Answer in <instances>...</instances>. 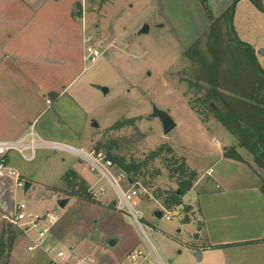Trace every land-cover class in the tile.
<instances>
[{
  "label": "rangeland",
  "instance_id": "obj_1",
  "mask_svg": "<svg viewBox=\"0 0 264 264\" xmlns=\"http://www.w3.org/2000/svg\"><path fill=\"white\" fill-rule=\"evenodd\" d=\"M261 2L264 6V0ZM232 3V0H81L79 8L74 6L72 10L77 17H72L83 24L86 38L90 37L84 48H96L102 55L94 63L84 55L76 71L82 70L81 73L64 92L65 97L55 101L40 122L45 127L52 118L62 133H75L80 142L77 147L87 152L99 151L98 143L114 140L121 156L141 161L159 146H169L174 155L168 157L185 160L201 177L197 187L184 196L180 207L185 215L180 218L170 222L154 218L153 211L158 206L153 202L138 207L143 213L144 231L166 264H199L187 255L196 225L192 213L195 192L203 187L222 189L230 183L229 175L237 170V166L225 161L214 164L220 149L228 146L238 150L237 139L218 119L225 117L229 124L233 121L228 116L231 98L238 99L245 108L257 99L260 104V94L264 93V79L256 73L246 50L233 40L254 49L256 63L264 71V13L250 0H239L232 21L236 38L232 39L223 23L211 27ZM144 25L148 26V33L139 34ZM212 63L214 70L209 72ZM18 87L20 92L22 83H0V95L6 90L11 104ZM102 88L108 92L104 94ZM212 90L225 97L213 98L215 110L208 107ZM152 103L168 111L176 123V128L166 136L159 121L150 117ZM18 114L11 106L0 110V138L15 129L16 123L11 127L9 124L19 122ZM120 121H129V125L110 131ZM93 122L98 128L92 126ZM47 128L45 134H39L34 126L41 140L59 141L65 137ZM239 151L249 160L251 168L257 170L254 161H250L252 155L244 149ZM36 158L28 163L16 153L8 155L10 165L30 187L27 191L12 187L11 200L5 196L4 201L12 206L25 202L31 211L56 215L52 242L65 252L69 264H78L80 256L93 257L95 264H126L134 249L148 248L142 232L129 224L126 215L116 207L112 188L98 178L99 174L90 173L98 185L92 188L88 184L82 193L80 179L68 181L67 173L73 167L89 171L84 162L51 149L38 150ZM209 168L213 172L210 177L206 175ZM157 170L159 176L152 179L151 174ZM145 173L142 180L154 190L162 193L177 188L159 161L151 163ZM99 188L105 193L101 194ZM159 198L163 200L164 196ZM59 200H68L64 209L58 208ZM185 216L189 219L187 223L181 222ZM7 226L0 221V236ZM16 234L17 247L11 264H48L40 252L28 253L25 246L28 238Z\"/></svg>",
  "mask_w": 264,
  "mask_h": 264
},
{
  "label": "crops",
  "instance_id": "obj_2",
  "mask_svg": "<svg viewBox=\"0 0 264 264\" xmlns=\"http://www.w3.org/2000/svg\"><path fill=\"white\" fill-rule=\"evenodd\" d=\"M80 2L0 0V83L15 81L23 85L20 92L17 88V95L11 104L6 90L4 95H0L1 111L9 106L19 111V122L14 120L9 124L11 127L16 123L15 129L0 138V141L20 139L31 126H35L39 134H45L48 126V130H57L61 137L65 136L59 141L54 139L50 142L73 147L80 143L75 133H62L52 118L47 120L46 128L40 126L50 107L65 97L64 92L82 71L76 73L79 63L83 61L86 35L83 24L81 26L72 17L74 6ZM74 66L77 67L75 71ZM46 101H50L49 105ZM237 146L238 150L228 146L220 149L214 163L216 165L225 161L237 166L236 172L228 177L230 183L222 189L203 187L195 192L194 208L191 206L196 225L187 251L194 263L193 253L200 252L199 264H264V196L261 192L264 170L255 162L257 170L251 168L249 160L239 151L244 148L239 147V144ZM229 148H234L242 161L226 159L223 153ZM252 160L253 156L250 158ZM75 168L67 173V179L71 176L70 180L80 179V183L85 182L86 186L93 185L95 178L90 171ZM211 168L206 171V175ZM200 179L192 189L197 187ZM6 196L11 200L10 194ZM0 205H4V208L0 206V221H5L4 215L6 210L11 209L12 203L5 202L3 198ZM188 221L186 216L181 219L183 223ZM16 247L13 246L10 253L9 264Z\"/></svg>",
  "mask_w": 264,
  "mask_h": 264
},
{
  "label": "built area",
  "instance_id": "obj_3",
  "mask_svg": "<svg viewBox=\"0 0 264 264\" xmlns=\"http://www.w3.org/2000/svg\"><path fill=\"white\" fill-rule=\"evenodd\" d=\"M90 37L85 36V42H89ZM84 55L91 63L102 55V51L93 47H85ZM50 101H46L49 104ZM40 149H51L66 152L84 162L89 171L100 180H105L115 194V205L126 215L127 221L142 232L148 248H136L129 255L126 264H166L156 251L148 235L145 233L141 220L143 213L138 209L141 203H155L162 212V219L172 221L184 215L180 206H165L163 200L158 198L156 191L142 180H132L125 172L119 170L117 166L103 152L90 150L84 151L82 148L64 145L57 142L41 140L39 135L31 126L26 134L14 141H0V201L9 194V190L14 188H24L25 181L22 176L10 165L8 155L16 153L25 162H33L36 152ZM212 170L207 172L211 175ZM124 183V184H123ZM98 182L92 185L96 187ZM100 189V188H99ZM99 192V191H98ZM100 193L105 191L101 188ZM154 210V211H155ZM153 211V212H154ZM6 224L28 238L27 252H40L48 259V264H69V259L61 248L56 247L52 242V228L57 222V216L51 212L38 213L31 211L25 202L11 206L4 215ZM78 264H95L91 256H80L77 258Z\"/></svg>",
  "mask_w": 264,
  "mask_h": 264
},
{
  "label": "trees",
  "instance_id": "obj_4",
  "mask_svg": "<svg viewBox=\"0 0 264 264\" xmlns=\"http://www.w3.org/2000/svg\"><path fill=\"white\" fill-rule=\"evenodd\" d=\"M232 1L233 3L230 5V7L226 9L218 18H216L215 21H213L211 27L213 28V26L215 27L219 23H223L233 39L236 38L232 24L234 7L239 0ZM250 2L256 9L264 13V6L262 5L261 0H250ZM75 6L79 8L78 3ZM72 16L74 18L77 17V15L74 14H72ZM233 40H235V43L239 48L246 50L248 53V59L250 60V63L254 67L256 73H259L260 77L264 79V71L257 65L253 49L244 43L237 42V39ZM212 70H214L213 63L209 66V72ZM211 92L212 95L208 96V103H212L213 98L222 95L215 90H212ZM222 97L225 98L223 95ZM251 99L253 98L251 97ZM231 102L232 103L230 105L232 107L228 112V116L232 117L233 121L230 124L226 123L225 117L220 116L218 119L220 121L219 123L235 136L239 147L246 149L253 156L255 164L264 170V93L260 94V104L257 99L256 103L255 101H250V105L243 108L244 106L241 105L242 102L238 101V99L231 98ZM209 105L208 107L211 109ZM235 108L244 110L239 111V109ZM242 119H247L252 124H245L243 123ZM128 123L129 121L116 122L110 131L128 126ZM96 147L99 151H104L106 156L117 166V168L125 172V174L132 180H142L144 177H146L145 170L149 167V165L155 161H159L168 171V179L173 181L177 188L181 191L180 197L175 196L172 193L173 191L162 193L158 190L156 191V193H158V198L162 195L164 196L163 202L167 207L181 206L182 199L192 189L194 183L198 180L197 173L188 167L184 160L176 157H168L170 155L173 156L174 152L172 148L166 145L159 146L156 150L145 156V159L141 161L133 160L132 158L127 159L125 156H121V154L117 152L119 149L118 143L114 140H109L105 144L98 143ZM115 150L117 153H114ZM223 155L226 159L242 161V158L238 155L234 148L225 149ZM159 174L160 172L157 170L152 173L150 177L153 179L159 176ZM70 178L72 177L69 176L68 181H71ZM80 185H82L81 191L83 193L87 186L85 182H81ZM261 192L264 196V180L262 181ZM16 235V232L10 226H7L6 230L2 231L0 236V264L8 263Z\"/></svg>",
  "mask_w": 264,
  "mask_h": 264
},
{
  "label": "water",
  "instance_id": "obj_5",
  "mask_svg": "<svg viewBox=\"0 0 264 264\" xmlns=\"http://www.w3.org/2000/svg\"><path fill=\"white\" fill-rule=\"evenodd\" d=\"M148 26L144 25L143 28L139 31V34H147L148 33ZM149 75V74H148ZM104 94H106L108 92V90L106 88H102L101 90ZM210 108L211 110H215V107L213 105V103H210ZM151 118L157 119L160 123L161 129H162V134L164 136L168 135L169 133H171L175 128H176V123L174 122V120L171 118L170 114L168 111H164L161 110L159 108L156 107V105H154L153 103L151 104V114H150ZM92 126L94 128H98L97 124L95 122L92 123ZM30 187V183H25L24 184V190L27 191ZM175 196L180 197L181 196V191L176 188L175 190H173L172 192ZM68 204V200H59L57 201V206L60 209H64L66 207V205ZM1 208H4V205H0ZM153 216L156 219H162V212L159 210H155L153 212ZM109 245L112 246L113 245V241L109 242ZM194 258L199 261L200 260V252H194L193 253Z\"/></svg>",
  "mask_w": 264,
  "mask_h": 264
}]
</instances>
